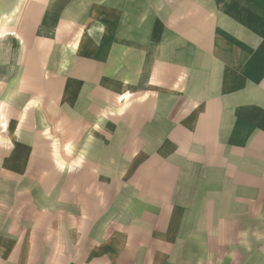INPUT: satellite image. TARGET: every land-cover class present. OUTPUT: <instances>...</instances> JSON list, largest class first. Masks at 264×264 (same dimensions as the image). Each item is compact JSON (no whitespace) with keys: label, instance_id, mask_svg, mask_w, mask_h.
I'll return each instance as SVG.
<instances>
[{"label":"crops","instance_id":"crops-1","mask_svg":"<svg viewBox=\"0 0 264 264\" xmlns=\"http://www.w3.org/2000/svg\"><path fill=\"white\" fill-rule=\"evenodd\" d=\"M0 264H264V0H0Z\"/></svg>","mask_w":264,"mask_h":264},{"label":"rangeland","instance_id":"rangeland-1","mask_svg":"<svg viewBox=\"0 0 264 264\" xmlns=\"http://www.w3.org/2000/svg\"><path fill=\"white\" fill-rule=\"evenodd\" d=\"M5 127H6L5 123H1V124H0V129H1V130L5 129Z\"/></svg>","mask_w":264,"mask_h":264}]
</instances>
